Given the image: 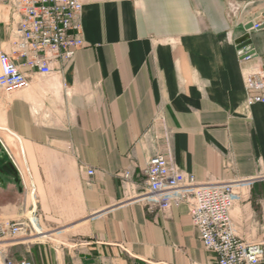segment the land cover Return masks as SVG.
Here are the masks:
<instances>
[{
  "label": "crops",
  "instance_id": "1",
  "mask_svg": "<svg viewBox=\"0 0 264 264\" xmlns=\"http://www.w3.org/2000/svg\"><path fill=\"white\" fill-rule=\"evenodd\" d=\"M81 1L85 45L51 75L18 58L31 83L0 94L27 170L0 136V223L33 222L0 240V264H216L187 203L148 210L156 154L232 183L236 235L264 241V103L247 105L245 84L264 73V1ZM13 40L0 0V53Z\"/></svg>",
  "mask_w": 264,
  "mask_h": 264
},
{
  "label": "built area",
  "instance_id": "2",
  "mask_svg": "<svg viewBox=\"0 0 264 264\" xmlns=\"http://www.w3.org/2000/svg\"><path fill=\"white\" fill-rule=\"evenodd\" d=\"M1 1L12 15L14 40L11 53H0V92L12 93L29 87L31 79L21 68L18 58H23V64L30 69L51 75L57 63L65 66L85 45L81 22L84 4L81 0ZM263 27V23L253 25L254 29ZM252 57L250 53L245 55L246 59ZM245 84L251 91L247 105L264 103V73L259 65L246 76ZM8 153L12 165L22 175L15 157ZM94 173V169H88L89 176ZM122 175L125 179L130 177L127 171ZM145 175L148 210L169 209L187 203L192 223L205 249L215 254L216 264H260L263 261L264 241L249 242L236 235L233 229L231 211L238 195L232 183L198 184L192 174L183 171L165 154L151 158ZM262 176L264 178V174ZM30 223L33 222L0 223V240L16 238L28 230ZM20 264L32 263L23 261Z\"/></svg>",
  "mask_w": 264,
  "mask_h": 264
},
{
  "label": "rangeland",
  "instance_id": "3",
  "mask_svg": "<svg viewBox=\"0 0 264 264\" xmlns=\"http://www.w3.org/2000/svg\"><path fill=\"white\" fill-rule=\"evenodd\" d=\"M1 93L5 94L3 92H0V94ZM0 136L4 137V139L6 140L8 147L10 149V152L15 157V159H16L19 167H20V170L22 167L23 170H25V173H27V170L25 168L24 161H23L22 151L20 150V142L18 141L16 136H14L13 134L9 133L8 131L2 130V129H0ZM27 180H29V178H27Z\"/></svg>",
  "mask_w": 264,
  "mask_h": 264
},
{
  "label": "water",
  "instance_id": "4",
  "mask_svg": "<svg viewBox=\"0 0 264 264\" xmlns=\"http://www.w3.org/2000/svg\"><path fill=\"white\" fill-rule=\"evenodd\" d=\"M10 169H11V171H13L14 173H17V170H16L15 167L12 165V163H10Z\"/></svg>",
  "mask_w": 264,
  "mask_h": 264
}]
</instances>
